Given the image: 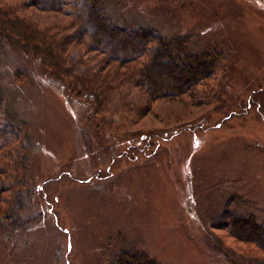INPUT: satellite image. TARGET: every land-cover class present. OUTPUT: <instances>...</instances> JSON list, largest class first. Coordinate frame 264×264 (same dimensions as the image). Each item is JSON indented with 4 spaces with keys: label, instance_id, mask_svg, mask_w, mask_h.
<instances>
[{
    "label": "rangeland",
    "instance_id": "374dc122",
    "mask_svg": "<svg viewBox=\"0 0 264 264\" xmlns=\"http://www.w3.org/2000/svg\"><path fill=\"white\" fill-rule=\"evenodd\" d=\"M107 1L128 24L189 35L195 51L218 46L228 62L189 96L149 102L143 83L122 84L137 64L89 50L69 14L0 0L11 16L70 40L61 79L36 58L1 60L8 110L34 142L23 180L40 206L25 231L0 236V264H109L133 249L158 264L259 261L221 225L227 212L264 223V0ZM86 74L110 91L90 95Z\"/></svg>",
    "mask_w": 264,
    "mask_h": 264
},
{
    "label": "trees",
    "instance_id": "16d2710c",
    "mask_svg": "<svg viewBox=\"0 0 264 264\" xmlns=\"http://www.w3.org/2000/svg\"><path fill=\"white\" fill-rule=\"evenodd\" d=\"M28 1L40 11L69 14L76 26V37L86 40L89 50L120 65L137 64L136 71L124 78L122 84L143 83L149 102L189 96L195 87L206 84L228 62V54L218 46L195 51L192 48L194 41L189 35L167 37L151 23L128 24L122 16L110 12L107 0ZM69 42L68 39L57 41L47 31L0 8L2 65L5 55L20 53L38 59L53 78L61 79L68 66L66 45ZM83 78V90L95 98L110 91L109 88H102L101 92L95 89L101 82L105 83L99 82L98 75L86 74ZM19 122L8 110L0 88V157L6 163V168L1 169L4 173L0 170L3 178L0 180V236L8 240L34 224L37 218L30 215L27 218V214L34 208L36 212L40 206L32 201L35 191L31 183L23 180L24 174L30 170L26 151L33 148L34 142L27 134L20 138ZM18 138L19 149H6L10 142ZM221 226L230 237L262 254L261 259L252 264H264V223L252 214L227 212ZM107 260L109 264H158L135 249L113 253Z\"/></svg>",
    "mask_w": 264,
    "mask_h": 264
}]
</instances>
